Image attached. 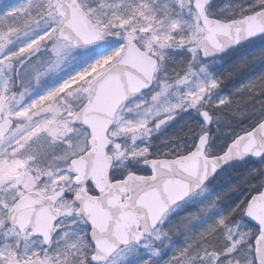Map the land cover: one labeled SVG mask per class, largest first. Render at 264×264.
<instances>
[{
    "label": "snow or ice",
    "instance_id": "obj_1",
    "mask_svg": "<svg viewBox=\"0 0 264 264\" xmlns=\"http://www.w3.org/2000/svg\"><path fill=\"white\" fill-rule=\"evenodd\" d=\"M0 264H264V0H0Z\"/></svg>",
    "mask_w": 264,
    "mask_h": 264
},
{
    "label": "rangeland",
    "instance_id": "obj_2",
    "mask_svg": "<svg viewBox=\"0 0 264 264\" xmlns=\"http://www.w3.org/2000/svg\"><path fill=\"white\" fill-rule=\"evenodd\" d=\"M5 2L9 5L15 4L17 0H5Z\"/></svg>",
    "mask_w": 264,
    "mask_h": 264
}]
</instances>
